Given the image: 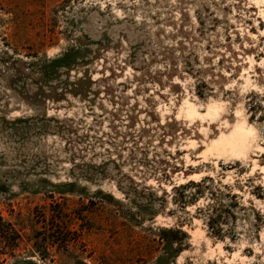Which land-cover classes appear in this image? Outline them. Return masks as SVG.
<instances>
[{
  "label": "rangeland",
  "instance_id": "1",
  "mask_svg": "<svg viewBox=\"0 0 264 264\" xmlns=\"http://www.w3.org/2000/svg\"><path fill=\"white\" fill-rule=\"evenodd\" d=\"M0 216L3 264H264V0H0Z\"/></svg>",
  "mask_w": 264,
  "mask_h": 264
},
{
  "label": "trees",
  "instance_id": "2",
  "mask_svg": "<svg viewBox=\"0 0 264 264\" xmlns=\"http://www.w3.org/2000/svg\"><path fill=\"white\" fill-rule=\"evenodd\" d=\"M44 225L42 231H34L29 234L26 239L31 242L32 253L37 254L42 259L46 258V255L42 253V250H47L48 245L51 247L57 246V248H68L70 245H76L79 242L78 237H72V231L68 226H64L62 219H55L53 216L46 217L43 221ZM24 235L16 229L13 223L8 222L0 216V264H3L8 258H15L16 252L20 248L23 242ZM40 249L41 251H37Z\"/></svg>",
  "mask_w": 264,
  "mask_h": 264
}]
</instances>
